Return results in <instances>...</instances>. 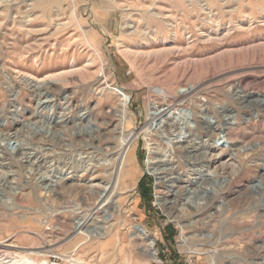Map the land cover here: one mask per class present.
Instances as JSON below:
<instances>
[{"label": "rangeland", "instance_id": "1", "mask_svg": "<svg viewBox=\"0 0 264 264\" xmlns=\"http://www.w3.org/2000/svg\"><path fill=\"white\" fill-rule=\"evenodd\" d=\"M23 78L45 88L28 89ZM196 84H203L194 93L198 120L204 102L222 106L218 116L208 107L214 121L230 122L223 131H187L192 143L172 155L175 164H159L172 157L148 110L175 102L152 88L176 93ZM107 85L130 96L126 121L120 97L100 92ZM258 94L264 0H0V264H175L188 255L207 264H264ZM121 129L139 134L132 173L95 215L91 229L103 235L87 239L74 221L112 182ZM89 160L85 172L79 163ZM164 168L159 179L155 169ZM135 226L155 240L158 262L141 250Z\"/></svg>", "mask_w": 264, "mask_h": 264}, {"label": "bare ground", "instance_id": "2", "mask_svg": "<svg viewBox=\"0 0 264 264\" xmlns=\"http://www.w3.org/2000/svg\"><path fill=\"white\" fill-rule=\"evenodd\" d=\"M62 74V73H60ZM104 75V74H103ZM55 76V75H54ZM52 77V76H51ZM22 78V77H21ZM28 78V77H27ZM57 78V77H56ZM55 77H53L52 79H49L50 82H53L54 84H56V81L59 79H56ZM47 80V79H46ZM48 80V82H49ZM23 84H25L27 86L28 89H33L37 92H41L45 86L43 85L44 82L42 81H32L29 79L26 80V78L22 79ZM21 81V82H22ZM58 82V81H57ZM46 83V82H45ZM203 85V84H202ZM202 85H189L188 87H184L182 89H180L179 91H175L176 93H170L166 90V88L163 87H158L155 86L152 88V92L155 93V95L162 97L164 100L163 101H167L168 99L170 100H174V104H165V105H161L158 102H152L150 104V108L148 110V117L150 122L148 124H150L151 127H154V130L157 137H163L164 138V142H166V145L169 147V152L170 155L168 153V155L170 156L171 159L168 160L167 157L165 159V161H159L160 163H163L164 165L170 164L173 165L175 164V159L172 155H176L178 154V150H180V148L182 149V145L184 143H192V141H188L189 137L186 134L187 131L189 133H195L197 135H200V127H204V126H208V127H213V128H218L221 131H223V127L228 124L227 122L229 121V119H222V120H216L214 121V117L212 118V116L210 115V111H208V107L211 109L212 111H214L213 113L217 114L218 116V111L222 109V106L220 105H212V104H204V102L202 104V106H206V109H203L201 112V117L198 120L197 118V113L194 111V107L193 104H195V102L198 101V98H196V94H194L195 92H198V90L202 87ZM47 87V86H46ZM53 91V90H52ZM106 91H113L115 92L121 99L120 102V106H119V112H120V116L122 117V120L126 121V114H127V110H128V105L130 102V96L126 93L125 90H123L122 88L119 87H115L113 85H107L104 88H102L100 90L101 93H105ZM49 92V91H48ZM99 92V93H100ZM100 93V94H101ZM43 94V93H42ZM47 94V93H46ZM44 95V94H43ZM195 95V96H193ZM45 96V95H44ZM200 97V96H199ZM48 99V97H47ZM179 99V100H178ZM257 99H258V103L259 104H264V95L263 94H258L257 95ZM46 100V99H45ZM49 103V102H48ZM199 103V102H198ZM197 104V103H196ZM118 111V110H117ZM221 112V111H220ZM212 113V114H213ZM193 119V120H192ZM192 120V121H190ZM232 120V119H231ZM62 121V120H61ZM236 121V120H235ZM122 122V121H121ZM230 122V121H229ZM109 124V123H108ZM106 124V125H108ZM122 124V123H121ZM147 124V125H148ZM122 127V126H121ZM105 128V127H104ZM203 129V128H202ZM120 130V129H119ZM150 130V129H149ZM152 131V132H153ZM151 132V131H150ZM188 133V134H189ZM155 134V133H154ZM187 135V136H186ZM143 136V135H142ZM120 137L121 140L117 145L116 148V159H114L115 161L112 164V178H111V183L110 185H108V188L105 192H103L102 194H100L99 196V202L98 204L93 208L90 209V212L88 213L87 216H85L84 218H77L75 219L74 223L76 226V232L80 235L86 236L87 239H91L93 237H97V236H102L103 232L98 233L99 229H91V224L94 223L95 221V215L98 214L103 207H105L109 202H111V200L114 198V195H118L119 196V188L121 186V184L123 185V182L125 180V178L129 177L130 174L132 173V167H133V149L135 147L136 141L139 138V134L135 133V132H131V133H127V131L125 129H121V133H120ZM150 137V136H149ZM91 140V139H90ZM157 140V139H156ZM162 140V139H161ZM60 141V140H59ZM160 141V140H159ZM13 142V141H11ZM18 142V141H17ZM149 142V141H147ZM161 142V141H160ZM205 142V141H204ZM7 144V143H6ZM206 144V142H205ZM31 145V144H30ZM159 145V144H158ZM189 145V144H188ZM201 145V144H200ZM207 145V144H206ZM20 146V145H19ZM70 146V145H69ZM161 146V145H160ZM163 146V145H162ZM161 146V147H162ZM14 147V146H13ZM17 147V146H16ZM14 147V148H16ZM22 147V145L20 146ZM202 147V146H201ZM206 147V146H205ZM13 148V150H14ZM43 148V147H42ZM167 148V147H166ZM188 148V147H187ZM191 148V147H190ZM18 149V148H17ZM45 149V148H44ZM78 149V148H77ZM184 149V148H183ZM205 149V148H203ZM8 150V149H7ZM26 150V149H25ZM76 150V149H75ZM154 150V149H152ZM159 150V148H158ZM165 150V149H164ZM206 150V149H205ZM16 151V150H15ZM163 151V150H162ZM182 151V150H181ZM7 152V151H6ZM23 152V151H22ZM25 152V151H24ZM43 152V151H42ZM72 152V151H71ZM92 152V151H91ZM156 152V151H155ZM191 152V151H190ZM56 153V152H55ZM89 153V152H88ZM114 153V152H113ZM167 153V152H166ZM188 153V152H187ZM4 154V153H3ZM262 154V153H261ZM21 155V154H20ZM26 155V154H25ZM23 154V156H25ZM85 155V154H84ZM253 155V154H252ZM2 156V155H1ZM22 156V155H21ZM36 156V155H35ZM234 156V155H233ZM6 157V156H5ZM17 157V156H16ZM29 157V156H28ZM27 157V158H28ZM52 157V156H51ZM79 157V156H78ZM91 157V156H90ZM198 157V156H197ZM15 158V157H14ZM19 158V157H17ZM22 158V157H21ZM20 158V159H21ZM30 158V157H29ZM93 157H91L92 159ZM111 158V157H110ZM3 159V158H2ZM19 159V160H20ZM90 159V158H89ZM104 159V158H103ZM178 159V158H177ZM5 161V160H4ZM23 161V160H22ZM28 161V160H26ZM35 161V160H34ZM94 161V159H93ZM36 162V161H35ZM76 162V161H75ZM90 162H92L91 160L89 161H82L79 164H82L81 167L85 168L84 171L88 172V168L89 166H91ZM180 162V161H179ZM95 163V162H94ZM178 163V162H177ZM197 163V162H196ZM24 164V163H23ZM28 164V163H27ZM31 164V163H30ZM29 164V165H30ZM37 164V163H36ZM94 165V164H93ZM96 165V164H95ZM155 165V164H154ZM163 165V166H164ZM34 166V164H33ZM94 167V166H92ZM23 168V167H22ZM26 168V167H25ZM31 168V167H30ZM160 168V167H159ZM32 169V168H31ZM34 169V168H33ZM36 169V168H35ZM91 169V168H90ZM170 169V168H169ZM174 169V167L172 168V170ZM30 170V169H29ZM58 170V169H57ZM167 169H155V171L157 172V176H159V179H162V174H164V171H166ZM93 171V170H92ZM108 171V170H107ZM38 172V171H37ZM169 172V171H168ZM173 172V171H172ZM30 173V172H29ZM166 173V172H165ZM18 174V173H17ZM167 174V173H166ZM40 175V174H39ZM169 175V174H168ZM31 176V174H30ZM172 176V174H171ZM167 177V176H166ZM33 178V177H32ZM43 178V177H42ZM165 178V177H164ZM164 180V179H163ZM172 180V179H171ZM131 181V180H130ZM60 182V181H59ZM261 182V181H260ZM1 183V182H0ZM127 183V182H126ZM45 184V183H44ZM37 185V184H36ZM59 185V184H58ZM128 185V184H127ZM122 187V186H121ZM19 188V187H18ZM133 188V187H132ZM135 188V187H134ZM173 188V187H171ZM34 189V188H33ZM123 190V189H122ZM126 191V190H125ZM21 192V191H20ZM129 192V191H128ZM133 192V191H132ZM169 192L173 193V196L177 197L180 192L179 190H170ZM168 192V193H169ZM36 193V192H35ZM10 194V193H9ZM122 194V193H121ZM126 194V193H125ZM125 194H123L125 196ZM171 194V193H170ZM28 195V194H27ZM23 196V195H22ZM116 197V196H115ZM20 199V198H19ZM118 199V198H117ZM188 199V198H187ZM22 200V199H21ZM116 200V199H115ZM176 201V199L174 200ZM124 202V201H122ZM169 202V200L167 199H158V203L159 206L165 208L167 207L166 203ZM171 202V201H170ZM188 202L190 203H194L197 205L196 202H193L192 200H190V198L188 199ZM75 203V202H74ZM175 203V202H174ZM111 204V203H110ZM194 204H191L192 206ZM200 204V203H198ZM114 205V204H113ZM122 205V204H121ZM182 205V204H181ZM190 205V204H189ZM77 206V205H76ZM80 206V205H79ZM183 206V205H182ZM72 208V207H71ZM88 208V207H87ZM120 208V207H119ZM259 208V207H258ZM70 209V207H69ZM72 211V210H71ZM79 211V210H78ZM89 211V210H88ZM76 214L79 212H75ZM122 215V214H121ZM106 216V215H105ZM65 217V216H64ZM114 216H109L106 219L107 222H110L111 219ZM134 224V223H133ZM132 225V224H131ZM101 230L103 231V228L100 227ZM146 230V229H145ZM135 233V234H134ZM133 234L136 235L134 237L140 239L143 242V247H142V251L143 253L149 257V262H158V252L155 249V240L152 239L148 232H144V231H137L135 230ZM18 235V234H17ZM73 238V237H72ZM85 238V239H86ZM102 238V237H101ZM80 240V239H79ZM83 240V239H81ZM185 236H182V243H185ZM3 242V241H2ZM73 242V241H71ZM80 242V241H79ZM76 243V242H75ZM73 242V245L75 244ZM5 244V242H4ZM4 244L0 243V247H3ZM77 245H75L76 247ZM6 247V246H5ZM19 249V248H18ZM29 250V249H28ZM5 251V250H4ZM17 252V251H16ZM4 253V252H3ZM18 255V254H17ZM217 255V252L213 253V257H215ZM244 260V259H243ZM70 261V260H69ZM238 262V261H237ZM76 263L77 264H83V262H81V260H77L76 259ZM28 264H33V262H28ZM40 264H48L46 261H43ZM245 264V263H244Z\"/></svg>", "mask_w": 264, "mask_h": 264}, {"label": "built area", "instance_id": "3", "mask_svg": "<svg viewBox=\"0 0 264 264\" xmlns=\"http://www.w3.org/2000/svg\"><path fill=\"white\" fill-rule=\"evenodd\" d=\"M50 264H56V263H50ZM175 264H207L205 262H198L196 260V257L193 255H188L184 257L182 260H177Z\"/></svg>", "mask_w": 264, "mask_h": 264}, {"label": "trees", "instance_id": "4", "mask_svg": "<svg viewBox=\"0 0 264 264\" xmlns=\"http://www.w3.org/2000/svg\"><path fill=\"white\" fill-rule=\"evenodd\" d=\"M148 179L150 180V178H148ZM145 190H146V191H145V193H144V194H145L146 198L150 199V198H149V196L151 195V190H150V189H148V188H147V189H145ZM172 233H174V230L172 231Z\"/></svg>", "mask_w": 264, "mask_h": 264}, {"label": "water", "instance_id": "5", "mask_svg": "<svg viewBox=\"0 0 264 264\" xmlns=\"http://www.w3.org/2000/svg\"><path fill=\"white\" fill-rule=\"evenodd\" d=\"M29 81V79H27ZM136 231H144L140 226L134 227ZM145 232V231H144ZM152 238V237H151ZM153 239V238H152Z\"/></svg>", "mask_w": 264, "mask_h": 264}]
</instances>
